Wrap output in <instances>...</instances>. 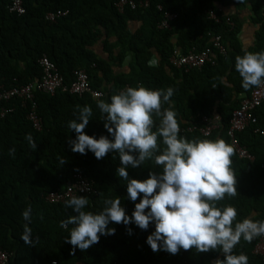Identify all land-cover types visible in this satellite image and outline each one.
<instances>
[{
  "label": "trees",
  "instance_id": "1",
  "mask_svg": "<svg viewBox=\"0 0 264 264\" xmlns=\"http://www.w3.org/2000/svg\"><path fill=\"white\" fill-rule=\"evenodd\" d=\"M23 1L26 11L19 14L9 10L8 0H0V81L10 87L39 79L43 72L40 58L46 54L56 63L66 85L73 81L76 68H84L92 87L102 89L105 96L95 99L90 93L74 94L63 89L54 94L37 92L41 130L33 126L27 118V108L19 101L0 103V109L2 106L14 108L4 116L0 111V247L12 253L8 264H216L224 261L225 254L219 249L208 252L181 249L177 255L163 250L154 253L146 241L155 231V223L146 231L134 223L128 226L110 223L108 227L115 228L114 235H102L99 243L86 251L77 247L73 252V246L65 239L70 237L74 225L62 228L61 222L77 213L66 207V202L52 203L46 196L63 189L75 174L82 172L97 190L92 195H79L89 200L84 211L98 214L106 207L105 200L118 198L127 215H132L135 203L140 202L143 194L135 202L128 198L127 181L117 172L121 166L119 154L110 152L97 160L91 151L86 155L72 152L70 141L77 134L68 127L70 121L77 119V106L87 105L92 109V116L85 133L97 139L101 135L112 139L104 128L106 114L101 113L98 104L110 103L113 95L128 87L174 88L171 104L165 103L163 109L171 106L180 125L205 114L217 113L222 117L221 127L210 135L180 132V137L223 139L232 145L228 131L233 112L255 88L242 87V77L235 69L236 57L243 56L245 51H264V0H149L148 7H127L123 12L116 6L118 0ZM59 9L67 13L56 21L46 18L47 13ZM165 11L178 13V17L170 21L169 28H160L158 24ZM210 11L217 13L219 22L210 17ZM246 20L255 27L254 43L249 48L241 40ZM214 35H221L227 48L225 54L217 53L214 64L207 63L190 71L170 64L176 49L187 53L193 47L213 48ZM98 44L103 45L102 55L95 50ZM254 112L256 121L237 132V138L255 159L239 158L234 149L231 159L237 195L225 196L216 204L221 209L229 205L237 209L233 227L246 218L264 221V134L255 131L264 130V102ZM153 119V131H157L161 118L154 116ZM28 134L37 144L35 150L26 139ZM158 143L160 151L156 155L166 147L162 138H158ZM12 148H15L14 157L9 154ZM133 155L138 157V153ZM60 159L67 163L61 165ZM127 171L130 179L144 180L150 172L159 174L163 169L153 158L137 168L129 166ZM29 205L30 222L22 217ZM26 223L32 229L34 245H27L20 238ZM127 228H131V235ZM258 238L251 243L241 238L233 254L244 253L248 264H262L261 256L254 252Z\"/></svg>",
  "mask_w": 264,
  "mask_h": 264
},
{
  "label": "clouds",
  "instance_id": "2",
  "mask_svg": "<svg viewBox=\"0 0 264 264\" xmlns=\"http://www.w3.org/2000/svg\"><path fill=\"white\" fill-rule=\"evenodd\" d=\"M235 69L242 77V87L249 89L264 85V51L248 52L237 56ZM174 88L153 90L144 86L128 87L111 97V102L100 101L98 107L106 114L104 128L111 135H101L98 139L85 133L92 116L90 106H77V119L68 127L76 132L71 140V151L86 155L94 153L97 160L110 152H117L121 166L117 168L119 177L127 181V196L135 203L132 215H127L120 199L105 200L106 207L98 214L83 209L89 200L74 196L66 201L77 215L61 222L65 228L71 224L70 237L65 242L81 251H86L99 243L100 237L114 235L115 228L110 223L128 226L134 223L141 230H147L155 223V231L147 237V244L154 253L161 250L177 255L181 249L195 248L198 252L222 250L224 261L216 264H248L244 253L233 254V249L243 238L248 243L258 236H264V221L246 218L235 223L237 209L231 205L223 209L216 206L225 196L235 197L236 174L232 168L234 148L223 139L188 140L180 137V122L177 113L170 106ZM163 109V110H162ZM160 117L157 131H153V117ZM158 138L166 146L161 154ZM26 139L32 149L37 144L31 134ZM138 153V157L133 155ZM14 157L15 148L9 149ZM154 158L162 173L150 172L144 180L130 179L127 168H137L146 160ZM67 163L60 159V164ZM31 206L22 213L25 221H31ZM129 235L131 228H127ZM32 229L24 224L20 238L27 245H34ZM38 239V237H37ZM55 264V262H53Z\"/></svg>",
  "mask_w": 264,
  "mask_h": 264
},
{
  "label": "built area",
  "instance_id": "3",
  "mask_svg": "<svg viewBox=\"0 0 264 264\" xmlns=\"http://www.w3.org/2000/svg\"><path fill=\"white\" fill-rule=\"evenodd\" d=\"M8 8L11 12L19 14L26 11L23 0H8ZM116 6L120 12H123L127 7H148L150 6L149 0H118ZM160 10L163 9L162 5H158ZM67 11L57 10L47 13L46 18L50 21H56L61 15H65ZM163 19L160 20L158 26L160 28H169L170 21L178 17V13L165 11ZM210 17L216 21H220L217 13L210 11ZM230 21V17H228ZM210 34V33H209ZM213 48L207 47L206 49L199 50L193 47L187 53H183L180 49L174 50V53L169 59L170 64L185 71H190L194 68H201L207 63L214 64L216 62L217 53L225 54L227 48L222 42L221 35L212 36ZM42 66V76L32 82L16 84L8 87L5 82L0 81V103L2 101H9L15 99L21 103L23 107L27 108V118L32 122L33 126L41 130L42 118L37 111L36 93L44 92L54 94L58 89L68 90L74 94L90 93L95 99H100L105 96L102 89L93 88L90 82L89 74L84 68H76L73 71L74 79L69 84H65L64 76L60 73L56 63L50 57L44 54L40 58ZM264 102V85L255 87L251 94L245 97L239 107L235 109L231 118V126L228 131L231 136L232 146L234 147L239 158H246L254 160L255 155L252 154L246 146L240 144L237 138V132L247 128L251 123L256 121L254 115L255 109ZM14 108L2 106L0 111L4 116L6 113L13 111ZM222 124V117L220 114L212 116L202 115L194 121L186 122V125H180V132L192 133L199 132L202 135H210L215 130L219 129ZM256 132L264 134V130L257 128ZM97 193L94 183L88 179L82 172L74 175L66 187L51 191L47 194L46 199L52 203L66 202L74 196L79 195H92ZM254 252L261 256L262 264H264V236H259L255 245ZM12 253L0 247V264H8Z\"/></svg>",
  "mask_w": 264,
  "mask_h": 264
},
{
  "label": "crops",
  "instance_id": "4",
  "mask_svg": "<svg viewBox=\"0 0 264 264\" xmlns=\"http://www.w3.org/2000/svg\"><path fill=\"white\" fill-rule=\"evenodd\" d=\"M254 32H255V27L253 25H249V21L246 20V22L244 23V25L242 27V33H241V40H242V43H243L245 48H249L253 45V43H254ZM95 50L98 53H100L101 55L104 54L102 44L96 45ZM126 65H127V63H126Z\"/></svg>",
  "mask_w": 264,
  "mask_h": 264
}]
</instances>
